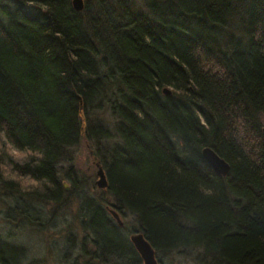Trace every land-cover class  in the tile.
<instances>
[{
  "label": "trees",
  "instance_id": "obj_1",
  "mask_svg": "<svg viewBox=\"0 0 264 264\" xmlns=\"http://www.w3.org/2000/svg\"><path fill=\"white\" fill-rule=\"evenodd\" d=\"M72 1L0 0V131L43 150V167L17 168L54 185L22 193L0 178L2 223L40 229L42 207L55 218L76 205L83 237L75 248L67 234L76 256L62 264H140L133 232L160 264L173 252L186 264H264V0H144L145 12L130 0H83L76 12ZM81 143L107 189L74 167ZM25 255L0 241V264Z\"/></svg>",
  "mask_w": 264,
  "mask_h": 264
},
{
  "label": "rangeland",
  "instance_id": "obj_2",
  "mask_svg": "<svg viewBox=\"0 0 264 264\" xmlns=\"http://www.w3.org/2000/svg\"><path fill=\"white\" fill-rule=\"evenodd\" d=\"M130 1L138 8V10L145 12L144 0ZM260 121L264 131V116H261ZM97 164H99V162L93 159V153L86 144L81 143L79 147L74 149L73 165L79 171L81 176L86 179L88 185L93 184L94 192L100 191L95 187V182L97 180ZM67 167V165L61 167L59 177L65 185V188L69 190V182L65 177ZM100 167L102 166L100 165ZM93 191L87 190L89 195H92L94 193ZM42 211L43 218L39 223L42 224L43 227H38L40 229L35 227L17 229V227H14L13 225L8 227L2 223L0 218V241H7L13 245L22 246L25 249L26 255L20 260V263L22 264H62L64 262L63 256L67 258L66 262L71 263L70 261L76 256V251H74L66 241L67 234L73 232L74 235H77L74 243L75 248L77 247V242L83 237V234L77 231L78 220L76 219V205L69 207L68 210L63 213L60 212L59 214H56L57 216L55 218L52 217V212L49 207H42ZM120 218L129 229L134 227V224L131 222L132 220L123 219L121 216ZM127 239L129 240V235L127 236ZM89 250L90 252H93L92 249L89 248ZM16 255H21V253L18 252ZM9 256L10 254L8 257ZM11 256L14 257L13 255ZM109 261L112 263L114 262V264H120L119 262L117 263L116 260ZM189 262L191 261L189 260ZM16 263L17 261L14 262V264ZM171 264H177L175 259ZM183 264H186V262H183Z\"/></svg>",
  "mask_w": 264,
  "mask_h": 264
},
{
  "label": "clouds",
  "instance_id": "obj_3",
  "mask_svg": "<svg viewBox=\"0 0 264 264\" xmlns=\"http://www.w3.org/2000/svg\"><path fill=\"white\" fill-rule=\"evenodd\" d=\"M0 142H2L0 143V156L4 157L3 162H0V178L5 182L18 185L22 193L44 192L46 187H54L47 177L37 179L31 173L21 174L19 171V168H23L25 165L34 169L43 167L42 162L46 159L43 150L29 146L20 148L7 137L6 130L0 131ZM172 257L177 264H183L185 260V257L176 255L175 252H173Z\"/></svg>",
  "mask_w": 264,
  "mask_h": 264
},
{
  "label": "water",
  "instance_id": "obj_4",
  "mask_svg": "<svg viewBox=\"0 0 264 264\" xmlns=\"http://www.w3.org/2000/svg\"><path fill=\"white\" fill-rule=\"evenodd\" d=\"M72 6L76 12H81L84 9V2L83 0H73ZM165 93H169V92L165 91ZM202 156L204 160L208 163V165L217 174H219L222 177H226L228 175L230 170L229 165L222 158H220L213 150H211L210 148L203 149ZM96 166H97V172H96L97 180L95 182V187L98 190H105L108 187V181L105 172L102 169V167H100L99 164H97ZM113 208H114V204H112V209L109 210V214L111 215L117 226L123 228L124 223L122 222L120 215ZM129 241L131 242L135 251L139 255L142 264H160L157 260L156 252L154 248L145 239V236L142 233L135 232L131 234L129 237Z\"/></svg>",
  "mask_w": 264,
  "mask_h": 264
},
{
  "label": "flooded vegetation",
  "instance_id": "obj_5",
  "mask_svg": "<svg viewBox=\"0 0 264 264\" xmlns=\"http://www.w3.org/2000/svg\"><path fill=\"white\" fill-rule=\"evenodd\" d=\"M108 213H109V209H108ZM130 237V236H129ZM139 256V255H138ZM140 258V257H139ZM141 260V259H140ZM140 264H142V262L140 261Z\"/></svg>",
  "mask_w": 264,
  "mask_h": 264
}]
</instances>
